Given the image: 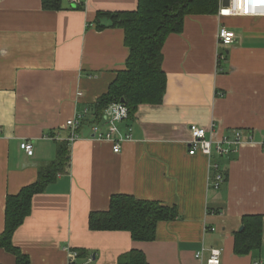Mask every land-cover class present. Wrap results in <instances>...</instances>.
<instances>
[{"label": "crops", "instance_id": "1", "mask_svg": "<svg viewBox=\"0 0 264 264\" xmlns=\"http://www.w3.org/2000/svg\"><path fill=\"white\" fill-rule=\"evenodd\" d=\"M136 5L84 0L78 9L61 0L48 10L41 0H0V233L7 195L33 183L61 144L64 172L33 196L12 237L30 264H67L69 250L78 253L74 264H117L133 249L148 264H208L211 248L221 249L219 264H264V218L261 248L233 250L242 217L264 216V14L186 16L182 32L163 44V101L141 104L118 123L120 151L92 138L91 123L67 141L66 120L106 92L129 53L123 29L107 16L96 22L97 12ZM221 25L235 33L228 46L218 45ZM191 124L213 140L240 130L243 142L225 156L189 155ZM23 140L32 142L30 156ZM214 163L223 172L218 187ZM116 193L174 205L178 216L158 222L151 241L90 230L89 213L107 210ZM0 264H16L15 257L0 248Z\"/></svg>", "mask_w": 264, "mask_h": 264}, {"label": "trees", "instance_id": "2", "mask_svg": "<svg viewBox=\"0 0 264 264\" xmlns=\"http://www.w3.org/2000/svg\"><path fill=\"white\" fill-rule=\"evenodd\" d=\"M44 9L61 8V0H41ZM83 5L75 8L83 9ZM218 0H137L135 9L98 11L96 22L103 16L111 19L113 26L124 31V42L129 53L125 68L117 71L105 93L88 105L87 124L100 123L102 114L112 102L122 101L132 118L141 104H160L165 94L167 77L162 67V48L167 36L181 33L188 15L216 14ZM68 161L65 145H58L55 160L39 169L37 179L14 195H7L4 208V227L0 233V248L15 257L16 264H30L12 242L15 230L31 211V200L44 191L47 184L64 172ZM178 209L155 200L136 198L116 193L109 199L107 210L92 211L88 215V228L103 231H127L135 241H151L155 238L160 221L173 220ZM263 215H245L241 219L242 230L234 235V253L246 255L259 250L262 244ZM117 264H148L143 252L130 250L120 256Z\"/></svg>", "mask_w": 264, "mask_h": 264}, {"label": "built area", "instance_id": "3", "mask_svg": "<svg viewBox=\"0 0 264 264\" xmlns=\"http://www.w3.org/2000/svg\"><path fill=\"white\" fill-rule=\"evenodd\" d=\"M249 1L228 0V4L224 5L223 0H218V11L216 14L220 17L233 15L257 16L264 14V4L259 5L257 2ZM69 2L73 7L84 4V0H69ZM217 38L219 46H228L235 41V33L231 29L221 25L217 31ZM218 57L222 58V54H219ZM76 95L81 96L82 92L79 90L77 91ZM88 113L89 110L85 107L82 109V111L75 114L74 117L66 120L65 125L69 128V135L67 137V141L69 143L74 142L77 139V132L83 125L86 117L89 115ZM128 117V108L122 101L110 103L102 114L101 122L90 124L92 138L109 142L111 144L112 152L118 153L121 148L122 140V138L119 136L118 123L128 119ZM101 126H106L107 129L103 131L100 128ZM189 132L190 138L187 141V154L189 155L202 153L208 158L225 156L230 152L235 151L238 145L243 142L242 132L240 130H234L231 136H223L214 140L213 138H207L206 130L203 127L197 126L195 124H191L189 126ZM20 148L25 154L29 156L33 153V145L30 140L21 141ZM212 167L215 169V174L213 175L211 185L213 187H218L223 181V172L219 169L217 163L212 164ZM211 229L213 230L214 228ZM203 252L204 247L202 246L195 252V257L197 259H201ZM77 255L78 253L76 250H69V261L67 264H74L72 259L77 257ZM220 255L221 249L211 248L209 250L207 263L219 264ZM254 264H263V262L258 259L254 262Z\"/></svg>", "mask_w": 264, "mask_h": 264}, {"label": "bare ground", "instance_id": "4", "mask_svg": "<svg viewBox=\"0 0 264 264\" xmlns=\"http://www.w3.org/2000/svg\"><path fill=\"white\" fill-rule=\"evenodd\" d=\"M249 1V0H248ZM251 2H257L259 5L264 4V0H250ZM249 1V2H250Z\"/></svg>", "mask_w": 264, "mask_h": 264}, {"label": "water", "instance_id": "5", "mask_svg": "<svg viewBox=\"0 0 264 264\" xmlns=\"http://www.w3.org/2000/svg\"><path fill=\"white\" fill-rule=\"evenodd\" d=\"M223 4L227 5L228 4V0H223ZM239 230H242V226H240Z\"/></svg>", "mask_w": 264, "mask_h": 264}]
</instances>
